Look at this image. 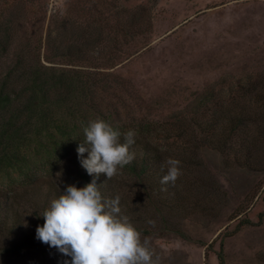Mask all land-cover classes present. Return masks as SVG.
<instances>
[{"label": "rangeland", "instance_id": "rangeland-1", "mask_svg": "<svg viewBox=\"0 0 264 264\" xmlns=\"http://www.w3.org/2000/svg\"><path fill=\"white\" fill-rule=\"evenodd\" d=\"M23 3L16 11L22 13L17 40L36 45L41 36V57L53 15L60 23L72 20L73 30L86 37H95V21H104L97 64L100 73L109 74L107 80L120 81V86L112 83L113 93L127 106L122 118L132 116L123 127L132 126L133 118L148 122L154 143L168 158L180 161L178 188L190 198L188 206L199 210L178 220L183 238L148 240L157 264H219L220 253L224 264H264V0ZM127 24H132L129 30ZM12 60L10 55L0 59V78ZM204 91H212L213 101H223L224 108L234 100L252 114L249 140L235 143L236 152L228 144L197 147L185 139L190 147L180 140L177 120ZM54 182L62 191L61 182ZM49 191L45 185L33 191L37 207L56 196ZM124 195L129 202L146 205L141 193Z\"/></svg>", "mask_w": 264, "mask_h": 264}, {"label": "trees", "instance_id": "trees-1", "mask_svg": "<svg viewBox=\"0 0 264 264\" xmlns=\"http://www.w3.org/2000/svg\"><path fill=\"white\" fill-rule=\"evenodd\" d=\"M23 4V0H5L0 8V59L7 55L13 58L0 78V264H62L70 259L38 241L35 232L44 223V211L66 186L83 187L93 179L81 167L76 151L85 139L83 126L92 120H103L119 130L121 143L123 133H136V142L130 148L134 160L111 179L105 174L97 179L102 197H120L119 215L128 218L141 233L142 241L183 238L179 221L199 209L188 206L190 198L179 190L177 180L161 183L167 173L162 165L169 158L154 143V137L152 140L151 124L133 118L132 126L123 127L127 116L130 120L132 116L127 113L122 118L121 111L127 106L113 93L112 83L119 85L120 81L107 80L109 74L100 73L97 64L102 54L104 21H95L99 22L96 36L86 37V33L73 30L72 20L60 23L53 15L41 57V36L36 45L17 40L22 13L16 11ZM131 25H126L127 30ZM213 96L212 91H204L190 104L188 112L184 111L177 120L179 138L188 146L185 139L197 147L226 148L228 144L227 148L236 152L235 143L249 140L246 132L252 114L245 104L234 100L224 108L223 101H213ZM242 134L244 138H238ZM261 136L264 138V128ZM54 181L61 182L62 191ZM42 185L56 196L52 200L46 197L47 203L37 207L33 191ZM124 190L127 194L141 193L146 205L127 201ZM23 197H27L25 202ZM142 206L148 210H141ZM220 254L219 264H224Z\"/></svg>", "mask_w": 264, "mask_h": 264}, {"label": "clouds", "instance_id": "clouds-1", "mask_svg": "<svg viewBox=\"0 0 264 264\" xmlns=\"http://www.w3.org/2000/svg\"><path fill=\"white\" fill-rule=\"evenodd\" d=\"M85 139L78 144L81 167L93 179L83 187L68 185L59 198L51 201L43 213L35 238L55 248L64 259L62 264H157L154 253L141 233L120 216V197H102L97 179L105 174L111 179L135 158L130 148L136 133H122L103 120H92L83 126ZM87 153V157H85ZM180 161L167 159L162 168L167 173L161 183H174L180 174Z\"/></svg>", "mask_w": 264, "mask_h": 264}]
</instances>
